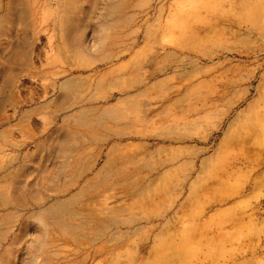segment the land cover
Wrapping results in <instances>:
<instances>
[{
	"label": "rangeland",
	"instance_id": "374dc122",
	"mask_svg": "<svg viewBox=\"0 0 264 264\" xmlns=\"http://www.w3.org/2000/svg\"><path fill=\"white\" fill-rule=\"evenodd\" d=\"M0 264H264V0H0Z\"/></svg>",
	"mask_w": 264,
	"mask_h": 264
},
{
	"label": "bare ground",
	"instance_id": "6f19581e",
	"mask_svg": "<svg viewBox=\"0 0 264 264\" xmlns=\"http://www.w3.org/2000/svg\"><path fill=\"white\" fill-rule=\"evenodd\" d=\"M123 8H125V7H123V4L122 3H115V4H113L111 6L112 12H115V10H117V9L123 10ZM69 85L70 86H73L74 85L73 84V81L69 82ZM112 112H113V110L110 109L106 113H107V115H110ZM111 155L112 154H110V155L107 156L106 164H110L112 162V160H113V163H114V160L115 161L119 160L118 158H111ZM110 166H111V164H110ZM111 167L113 168V165ZM112 173H115L114 175H118L117 174V171H115V170ZM121 176L128 177L125 174L124 175H121ZM103 182H105V181H103ZM99 185H103V186L101 188H99V193H97V195H95V196H98V197H100L101 195H105L108 192H111L113 190H116V187L117 188L120 187L121 189L128 191V186H130L131 183L130 182L128 183V182L122 181L121 179L120 180L117 179V181H111L110 180V181H107L106 183H99ZM83 192H85V190ZM56 208H59L61 210H66L67 204L60 202V203H58V205H57ZM70 214H72L74 216L76 215L75 212H70ZM120 226H121V223L118 220L113 219V220H111L110 225L107 226V227H105L104 233H106L107 231H109V229H113L115 227H120ZM68 228H70V227H68Z\"/></svg>",
	"mask_w": 264,
	"mask_h": 264
},
{
	"label": "crops",
	"instance_id": "0c3cea01",
	"mask_svg": "<svg viewBox=\"0 0 264 264\" xmlns=\"http://www.w3.org/2000/svg\"><path fill=\"white\" fill-rule=\"evenodd\" d=\"M110 109H111V108H110ZM110 109H109V110H110ZM109 110H108V111H109ZM111 110H112V109H111ZM106 112H107V111H106ZM110 154H112V152H109V153H108V155H110Z\"/></svg>",
	"mask_w": 264,
	"mask_h": 264
}]
</instances>
